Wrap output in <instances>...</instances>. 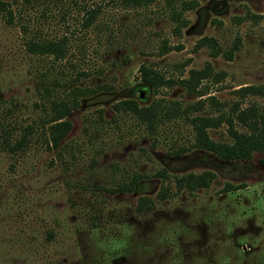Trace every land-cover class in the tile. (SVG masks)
I'll use <instances>...</instances> for the list:
<instances>
[{
    "label": "rangeland",
    "instance_id": "obj_1",
    "mask_svg": "<svg viewBox=\"0 0 264 264\" xmlns=\"http://www.w3.org/2000/svg\"><path fill=\"white\" fill-rule=\"evenodd\" d=\"M2 1L13 19L0 13V264H167V245L140 249L169 226L182 230L185 264H264V149L223 160L194 146L191 121L264 106V96L237 92L264 83V0ZM91 7L99 12L83 26ZM63 37L62 58L27 49ZM206 37L217 54L200 44ZM142 66L168 83L144 81ZM205 68L194 89L185 82ZM77 87L95 92L78 97L70 130L53 146L52 104L71 101ZM128 100L157 105L152 126L117 108ZM27 126L29 144L10 151L4 139ZM207 133L232 141L225 122ZM204 171L214 175L206 186L178 181Z\"/></svg>",
    "mask_w": 264,
    "mask_h": 264
},
{
    "label": "trees",
    "instance_id": "obj_2",
    "mask_svg": "<svg viewBox=\"0 0 264 264\" xmlns=\"http://www.w3.org/2000/svg\"><path fill=\"white\" fill-rule=\"evenodd\" d=\"M114 1V0H113ZM156 0H116L114 2L118 3L123 7H137V6H147L148 4ZM198 1L190 0L183 3V7L192 8L194 4H197ZM99 12L98 8H88L85 12V17L83 20V26H86L95 18ZM0 13H3L7 21L13 19V10L10 8L7 2L0 0ZM173 18L175 21H179L181 26L187 24V20L181 18L180 11L173 13ZM180 24L175 27V31L179 32ZM66 37L59 39H48L43 41H29L27 43V49L34 53L40 54H51L56 59L62 58L66 53ZM210 44L216 50L214 54H217V42L211 38L206 37L200 40V44ZM142 79L152 85H157L163 81V77L145 67H141ZM208 75V69L201 70H191L190 77L185 80L188 85L193 80H202ZM193 89L196 85H190ZM95 92L93 88H81L77 87L71 91V101H56L53 102L52 114L49 118L48 134L49 141L53 146H56L58 142L68 133L71 128V124L66 116L77 107L78 97L87 96ZM242 96L250 93L264 96V83L261 85H248L243 86L237 89ZM157 105H151L146 107H139L134 101H122L117 105V108L130 109L142 120L148 121L149 125L152 126L153 120L155 117V108ZM177 108V109H176ZM175 110H179L176 107ZM171 112L167 111L166 114ZM174 115L178 112H174ZM194 129V146L196 148L205 149L212 152L217 157L223 160H247L250 159L255 151H261L264 149V106L259 107L256 104H251L247 107H240L235 105L231 109V114L226 115L225 117H208V116H196L191 119ZM221 122H225L228 125V133L232 138L231 142H217L212 140L208 133L207 128L217 127ZM246 127L247 131H240L235 127V123ZM32 133L31 127L27 126L24 129L23 134L13 142H9L7 138L4 139V145L13 152L23 150L30 142V134ZM214 177L211 171H204L200 174H189L182 179H179V182L184 181L189 188L202 187L206 186L210 180ZM232 187H228L226 190H230ZM161 198L165 197V194L160 196ZM146 199H142L138 205V209H142Z\"/></svg>",
    "mask_w": 264,
    "mask_h": 264
},
{
    "label": "clouds",
    "instance_id": "obj_3",
    "mask_svg": "<svg viewBox=\"0 0 264 264\" xmlns=\"http://www.w3.org/2000/svg\"><path fill=\"white\" fill-rule=\"evenodd\" d=\"M181 235L182 230L179 226H169L166 232L150 240L140 249V252L143 255H151L158 246L167 245L171 249L167 264H185L184 256L182 254V245L179 240ZM193 264H208L207 258L196 257Z\"/></svg>",
    "mask_w": 264,
    "mask_h": 264
}]
</instances>
